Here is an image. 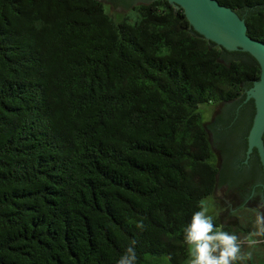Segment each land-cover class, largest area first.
Here are the masks:
<instances>
[{"label": "trees", "instance_id": "1", "mask_svg": "<svg viewBox=\"0 0 264 264\" xmlns=\"http://www.w3.org/2000/svg\"><path fill=\"white\" fill-rule=\"evenodd\" d=\"M137 4L117 23L97 0H0V264H117L133 241L137 264H186L218 187L200 108L260 69L218 65L167 0ZM246 24L264 43V11Z\"/></svg>", "mask_w": 264, "mask_h": 264}, {"label": "water", "instance_id": "2", "mask_svg": "<svg viewBox=\"0 0 264 264\" xmlns=\"http://www.w3.org/2000/svg\"><path fill=\"white\" fill-rule=\"evenodd\" d=\"M132 7L155 0H97ZM182 9L189 31L208 48L219 46L217 64L230 68L240 60L247 67H259L260 79L243 82L245 90L225 105L212 119L208 129L215 136L213 151L218 166L217 186L235 193L231 211L243 207L264 211V43L248 35L246 20L264 11V6L233 11L217 0H167Z\"/></svg>", "mask_w": 264, "mask_h": 264}, {"label": "clouds", "instance_id": "3", "mask_svg": "<svg viewBox=\"0 0 264 264\" xmlns=\"http://www.w3.org/2000/svg\"><path fill=\"white\" fill-rule=\"evenodd\" d=\"M198 209L183 228V243L188 253L186 264H247L253 259L252 250L264 243V211H256L252 231L241 238L216 226L205 200L198 203ZM136 228L143 231L145 225L137 222ZM135 243L127 247L117 264H137Z\"/></svg>", "mask_w": 264, "mask_h": 264}, {"label": "rangeland", "instance_id": "4", "mask_svg": "<svg viewBox=\"0 0 264 264\" xmlns=\"http://www.w3.org/2000/svg\"><path fill=\"white\" fill-rule=\"evenodd\" d=\"M107 9L108 14L117 23H120L127 19L133 23L137 18V12L134 11L135 7L139 4H135L132 7L120 6L114 2H103ZM223 106L212 107L210 105H204L200 108V112L203 116L204 122L207 126L211 123L212 119L216 116V112L221 110ZM209 136L213 143H215V136L209 129ZM217 165L216 155L213 161ZM209 206V214L214 218V221L219 222L221 227H228L232 229V233L243 238L250 231H252V225L255 220L257 209L243 207L236 212L231 211L230 208L225 210L228 206L233 207L235 202V193L230 189L220 190L218 187L213 196L205 200ZM249 249L245 248V251ZM253 251V260L259 261L264 258V243L258 245Z\"/></svg>", "mask_w": 264, "mask_h": 264}, {"label": "flooded vegetation", "instance_id": "5", "mask_svg": "<svg viewBox=\"0 0 264 264\" xmlns=\"http://www.w3.org/2000/svg\"><path fill=\"white\" fill-rule=\"evenodd\" d=\"M215 107H217V109H219V107H220V106H219V105H217V106H215ZM218 112H219V111H217V112H216V114H217Z\"/></svg>", "mask_w": 264, "mask_h": 264}]
</instances>
